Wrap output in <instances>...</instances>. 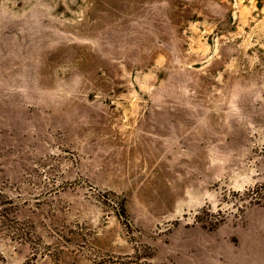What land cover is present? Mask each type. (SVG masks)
Here are the masks:
<instances>
[{
    "label": "rangeland",
    "instance_id": "rangeland-1",
    "mask_svg": "<svg viewBox=\"0 0 264 264\" xmlns=\"http://www.w3.org/2000/svg\"><path fill=\"white\" fill-rule=\"evenodd\" d=\"M0 264H264V0H0Z\"/></svg>",
    "mask_w": 264,
    "mask_h": 264
}]
</instances>
